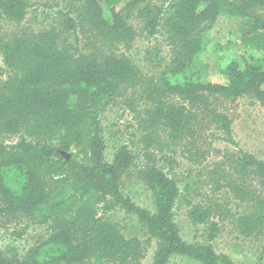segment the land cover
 Masks as SVG:
<instances>
[{"label":"trees","instance_id":"1","mask_svg":"<svg viewBox=\"0 0 264 264\" xmlns=\"http://www.w3.org/2000/svg\"><path fill=\"white\" fill-rule=\"evenodd\" d=\"M99 1L84 0L78 14L79 23L88 25L99 45L96 51L59 49L54 29L33 37L16 35L11 43L0 44L10 73L0 81V135L19 136L13 144L0 142V217L29 215L48 227L46 238L23 255L16 248L0 250V264H141L145 244L96 217L93 209L98 204L105 209L119 206L136 217L156 240L151 264H169L173 256L201 264H235L211 243L219 231L215 220L224 217L216 203L192 204L187 212L191 223L208 224L211 242L194 245L182 239L173 214L179 188L153 150L162 143L151 129L164 125L168 141L180 143L193 163L216 156L205 172L211 193L226 191L248 206L249 211L234 220L241 237L259 232L264 236V160L238 147L232 121L219 109L223 101L243 95H251L264 108V20L255 15L264 0H173L163 24L161 8L155 12L146 5L138 17L147 36L163 26L172 58L158 77L145 79L118 47L128 51L138 36L115 12L124 0H102L103 5ZM28 7L24 0H0V21L19 25ZM223 19L242 24L243 52L220 70L219 79L206 81L208 32ZM139 86L151 106L144 112L149 131L142 138L138 176L153 200L152 212L122 194L120 176L131 162L130 152L124 149L106 162L98 130L104 105ZM173 96L186 104L172 103ZM217 141L233 148H216ZM72 146H85L88 155L83 160L61 155ZM68 190L72 194L67 198Z\"/></svg>","mask_w":264,"mask_h":264},{"label":"rangeland","instance_id":"2","mask_svg":"<svg viewBox=\"0 0 264 264\" xmlns=\"http://www.w3.org/2000/svg\"><path fill=\"white\" fill-rule=\"evenodd\" d=\"M28 4V13L24 21L17 25L6 20L0 21V36L2 43H11L14 36L33 37L45 30L54 29L57 33L56 44L59 49L74 51H96L99 45L95 42L88 25L79 23L78 14L84 0H24ZM173 0H124L115 8L136 30L138 36L126 51L119 45L121 53H125L139 69L142 78L158 77L170 64L172 54L166 41V29L157 27V33L147 36L144 23L138 17L140 10L146 5L161 8V22L168 16L166 11ZM230 1V0H229ZM103 5L102 0L99 1ZM152 11V10H151ZM152 12L153 16L154 13ZM264 20V8L255 12ZM73 20V22L71 21ZM242 24L238 19H223L218 21L210 31V49L205 53L204 60L208 64L209 75L206 81L219 79L220 70L238 55L243 48L240 43ZM9 69L3 62L0 50V81L9 77ZM142 87L130 90L123 98L109 100L98 115V130L104 144V160L111 163L117 153L124 149L130 152L131 162L120 176L122 194L136 206L154 211V203L149 191L139 180L138 172L143 166L142 138L145 131L144 112L151 104L141 97ZM170 101L175 104H186L182 98L173 96ZM220 110L225 112L232 121L233 139L238 147L264 160V108L251 95H243L234 100L223 101ZM167 128L159 124L151 129L162 143L153 150L160 157V164L169 177L173 178L179 188V197L175 203L173 214L182 239L190 244H207L208 224H193L187 218L188 209L196 203H216L222 207V220L218 222L219 231L211 242L217 253L228 255L235 264H264V236L262 232L250 238L241 237L235 230L234 220L237 216L249 211L248 206L237 202L226 191L211 193V185L206 184L205 172L218 160L209 156L201 164L193 163L188 154L182 152L180 143H171L166 138ZM19 136L0 135V142L13 144ZM57 143V142H56ZM85 146H72L67 151L61 150L63 156L76 155L77 160H83L88 155ZM214 147L233 148L229 144L217 141ZM124 150V151H125ZM66 197L72 194L68 190ZM93 211L96 217L116 224L122 234L136 237L146 247V255L141 264L153 262L156 240L149 237L136 217L125 212L119 206L105 209L102 204L96 205ZM33 217L21 215L14 219L0 217V250L7 247L16 248L23 255L30 247L37 245L47 236L48 227L33 221ZM20 234V236L18 235ZM88 264V263H87ZM92 264V263H90ZM169 264H201L185 257L173 256Z\"/></svg>","mask_w":264,"mask_h":264}]
</instances>
